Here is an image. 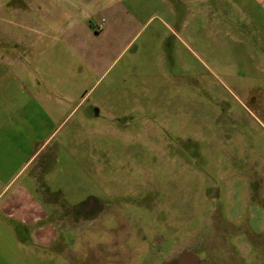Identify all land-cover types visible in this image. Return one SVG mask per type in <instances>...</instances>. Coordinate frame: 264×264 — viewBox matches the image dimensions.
<instances>
[{
	"label": "rangeland",
	"instance_id": "rangeland-1",
	"mask_svg": "<svg viewBox=\"0 0 264 264\" xmlns=\"http://www.w3.org/2000/svg\"><path fill=\"white\" fill-rule=\"evenodd\" d=\"M31 2L0 0V34L16 33L17 9L31 17L28 35L59 33L63 21L46 27V2ZM253 3L140 7L144 25L134 27L128 49L101 77L89 73L76 113L52 122L48 147L60 146L42 181L62 209L89 195L111 212L83 240L68 228L50 234V245L34 251L45 256L29 264H104L98 259L112 256L97 242L114 240L107 231L125 222L124 213L148 228L136 234L139 245L127 241L132 250L120 264H161L162 255L170 264L187 249L197 264H264V59H254L247 36L264 10L252 13ZM236 34H247L245 41ZM11 44L5 38V49ZM75 61L67 58L66 67ZM87 248L96 263L85 262Z\"/></svg>",
	"mask_w": 264,
	"mask_h": 264
},
{
	"label": "crops",
	"instance_id": "crops-1",
	"mask_svg": "<svg viewBox=\"0 0 264 264\" xmlns=\"http://www.w3.org/2000/svg\"><path fill=\"white\" fill-rule=\"evenodd\" d=\"M40 1L32 0L31 6ZM42 1L50 9L47 28L63 21L58 34L47 29L42 37L28 35L31 17L20 9L13 11L16 33L0 34V264L39 262L45 256L40 252L50 245V234L68 227L59 201L42 188L52 154L60 146L53 153L48 147L55 131L52 122L62 119L63 113L65 119L77 112L89 91L80 94L84 80L89 73L101 77L128 49L137 33L134 27L144 25L140 7L153 3L55 0L52 7V0ZM253 1L252 13L264 10V0ZM250 31L236 34V41H245L247 35L257 48L254 59H264V21L253 20ZM5 38L12 43L10 49H5ZM67 58H75L74 67H66ZM260 69L264 71V65ZM21 249L31 259L21 255Z\"/></svg>",
	"mask_w": 264,
	"mask_h": 264
},
{
	"label": "flooded vegetation",
	"instance_id": "flooded-vegetation-1",
	"mask_svg": "<svg viewBox=\"0 0 264 264\" xmlns=\"http://www.w3.org/2000/svg\"><path fill=\"white\" fill-rule=\"evenodd\" d=\"M145 195H147V193ZM118 200H122V199H118ZM133 202L139 203L137 199H135ZM140 206H142V204H140ZM108 212H111V210L110 208H108L107 202L101 199H98L94 196H89V195L86 198L79 200L75 204V207L71 206L68 209H63V213H65L64 216L66 218V222L68 226L67 228H71L72 230V228L74 227L73 231L76 233L78 240H83L84 231L88 233L91 230V228L94 226V224L97 223L98 218L107 216ZM124 217L127 218L126 219L127 221L126 220H123V221L128 222V223L121 222L120 224L119 222L118 229H115V227H111L107 231L109 235L114 237V240L112 242L110 241L97 242L98 244H102L103 246L107 247V252L112 256V258L109 259L108 261L107 259H105V257L102 256V258L100 257V259H98L99 262L103 260L104 264L108 262L112 264H120L122 263L119 260L121 256L124 254L128 255L129 252L132 250L131 249L132 247L129 246L127 241L134 237L135 245H134V242L131 245H134V246L139 245L136 234L141 232L143 228L147 229L148 226L145 225V227L142 228V226L135 225L129 219L126 213H124ZM69 223H70V226H69ZM118 231H120L119 233H121V235L118 234ZM152 232H154L153 234H156L157 236H159L160 235L159 232H161V230L156 228V230L151 231V233ZM185 251H189L192 254H195L194 251L191 249H187ZM181 252H179L177 258L170 264H197L198 263L199 259L196 254H195L196 258L193 261H190L187 258H181L180 256ZM94 253L95 251L90 252V250H88L87 248L86 256H85L86 263H88V260L91 261L92 263H96V260L94 258ZM162 256L163 257H162L161 264H164V255Z\"/></svg>",
	"mask_w": 264,
	"mask_h": 264
},
{
	"label": "water",
	"instance_id": "water-1",
	"mask_svg": "<svg viewBox=\"0 0 264 264\" xmlns=\"http://www.w3.org/2000/svg\"><path fill=\"white\" fill-rule=\"evenodd\" d=\"M180 256L181 258H187L190 261H193L196 258L195 254H192L191 252L185 250L180 253Z\"/></svg>",
	"mask_w": 264,
	"mask_h": 264
}]
</instances>
